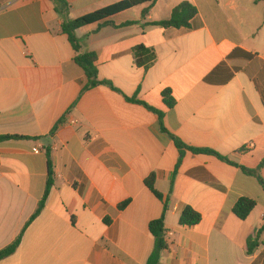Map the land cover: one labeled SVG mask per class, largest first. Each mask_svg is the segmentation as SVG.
I'll list each match as a JSON object with an SVG mask.
<instances>
[{"label":"crops","instance_id":"obj_1","mask_svg":"<svg viewBox=\"0 0 264 264\" xmlns=\"http://www.w3.org/2000/svg\"><path fill=\"white\" fill-rule=\"evenodd\" d=\"M65 1L58 13L53 0H0V136L24 137L0 142V251L22 235L0 264H147L149 224L166 204L159 264H264V234L248 254L264 225V187L243 170L264 162V3L159 0L82 27L81 52L96 54L99 81L113 86L83 91L62 26L125 0ZM183 3L197 10L189 27L157 25ZM139 46L156 55L148 67ZM171 135L235 165L189 149L181 158ZM49 160L55 184L29 224ZM152 174L163 200L145 185ZM242 198L257 203L245 221L233 213ZM188 206L199 225H180Z\"/></svg>","mask_w":264,"mask_h":264},{"label":"trees","instance_id":"obj_2","mask_svg":"<svg viewBox=\"0 0 264 264\" xmlns=\"http://www.w3.org/2000/svg\"><path fill=\"white\" fill-rule=\"evenodd\" d=\"M53 1L56 4V11L58 13H60L61 9H64L67 5L65 0H53ZM157 1H159V0H125V1H122L118 4H115L113 6H110V7L104 8L102 10L96 11L92 14L83 16L81 18L71 20V21H67L63 24L62 31H63V33H65L68 36L74 50L77 53L75 60H76L77 64H79L83 68L85 75L87 77V84H86L83 91L91 90V89L96 88V87L103 85V84L109 85L111 87H113V86L109 82L99 81V79H98V68H97V56L95 53H91V52L83 53V52H81L82 48L80 46V42H79L77 35H76L77 30L82 28V27H85L87 25H91L94 23H100V22L104 21L105 19H108L109 17H111L117 13H120L122 11L132 9L134 7H138V6L144 5L146 3L155 4ZM256 2L264 3V0H256ZM147 14H148V10L146 9L143 11V18H145L147 16ZM196 15H197V10L195 7H193L189 3H183L180 6H178L177 8H175L170 20L162 22V23H158L157 25L165 27V28L189 27L191 21L196 17ZM133 24L134 23H128V24L123 25V27L133 25ZM105 25L115 26L114 23H112V22H106L104 24H100L99 27H103ZM134 55H135V58H136L138 65H140V66L148 67L156 59L155 53L152 50H149L148 48H146L144 46H139V47L135 48L134 49ZM128 100L131 102H134V103L144 104L145 106H147L145 103L138 101L136 98H131ZM164 100H165L167 107H169V108H173L176 104V101L173 98L170 91H166L164 93ZM152 110H154L160 118V125H161L162 131L168 133V131L166 130V128L164 127V124H163V113L160 111H157L155 109H152ZM171 137L173 138L177 148L181 152V158H182L184 150L189 149L190 151H192L193 153H196V154H209V155L217 156L219 159L226 161V162H229L232 165H235V164L231 163L228 159L224 158L223 156H221L220 154H218L212 150L190 148V147H187L185 144H183L179 139L175 138L174 136L171 135ZM18 138L23 139L24 137L0 136V142L18 139ZM180 161H181V159H180ZM180 161H179V163H180ZM262 166H264V162L255 171H249V170H246L244 168H243V170L245 172L252 174L255 177H257L259 179L260 183L264 187V181L260 176V170H261ZM155 181H156L155 175L152 174L145 181V185L159 200H163L162 194H160L155 189ZM54 184H55L54 173L52 171V164L49 160V177H48V181H47V185H46L45 194H44V196H43V198L39 204V207H38L36 213L32 217L29 224L34 219H36L41 214L43 209L45 208L47 198L49 197V195H50V193L54 187ZM129 203H130V201L124 202L123 204L120 205V209H124L125 207H127V205ZM256 206H257V203L254 200H251L248 198H242L235 205V207L233 209V213L238 219L245 221L249 218V216L254 211ZM167 209H168V205L166 204L163 216L160 219L152 221L149 224V231L152 234V236L155 238L156 243H155V249H154L153 253L151 254L150 258L148 259L147 264H159L162 253L164 251H166L169 247V245L165 239V213H166ZM201 221H202L201 214H199L198 212H196L194 209H192L189 206L183 210L181 217H180V225L181 226L193 227V226L199 225ZM263 234H264V225L258 231L255 238L249 239V241H248V254L249 255L253 254L257 250V248L260 245V238ZM21 240H22V235H20L19 238L13 244L9 245L8 247H6L0 251V262L11 257L12 255H14L17 252V250L19 249V247L21 245Z\"/></svg>","mask_w":264,"mask_h":264},{"label":"built area","instance_id":"obj_3","mask_svg":"<svg viewBox=\"0 0 264 264\" xmlns=\"http://www.w3.org/2000/svg\"><path fill=\"white\" fill-rule=\"evenodd\" d=\"M253 147V144H249L246 146V148H252Z\"/></svg>","mask_w":264,"mask_h":264}]
</instances>
